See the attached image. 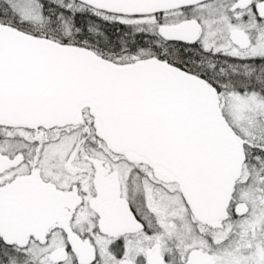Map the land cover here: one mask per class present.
I'll return each mask as SVG.
<instances>
[{
	"label": "snow or ice",
	"instance_id": "snow-or-ice-1",
	"mask_svg": "<svg viewBox=\"0 0 264 264\" xmlns=\"http://www.w3.org/2000/svg\"><path fill=\"white\" fill-rule=\"evenodd\" d=\"M0 264H264V0H0Z\"/></svg>",
	"mask_w": 264,
	"mask_h": 264
}]
</instances>
